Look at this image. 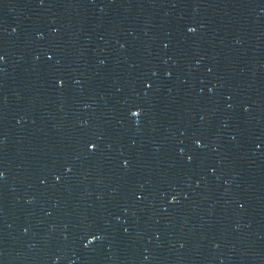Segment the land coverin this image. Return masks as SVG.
Returning <instances> with one entry per match:
<instances>
[{"label":"water","instance_id":"1","mask_svg":"<svg viewBox=\"0 0 264 264\" xmlns=\"http://www.w3.org/2000/svg\"><path fill=\"white\" fill-rule=\"evenodd\" d=\"M0 264H264V0H0Z\"/></svg>","mask_w":264,"mask_h":264}]
</instances>
